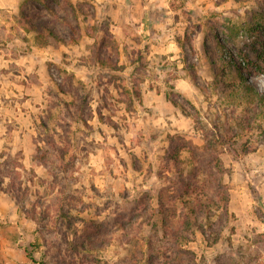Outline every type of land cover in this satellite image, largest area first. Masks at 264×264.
I'll use <instances>...</instances> for the list:
<instances>
[{"label": "rangeland", "instance_id": "obj_1", "mask_svg": "<svg viewBox=\"0 0 264 264\" xmlns=\"http://www.w3.org/2000/svg\"><path fill=\"white\" fill-rule=\"evenodd\" d=\"M255 91L264 0H0V264L153 259L219 161L196 264L264 234Z\"/></svg>", "mask_w": 264, "mask_h": 264}, {"label": "trees", "instance_id": "obj_2", "mask_svg": "<svg viewBox=\"0 0 264 264\" xmlns=\"http://www.w3.org/2000/svg\"><path fill=\"white\" fill-rule=\"evenodd\" d=\"M246 85L249 89H253L247 83ZM253 94V98L264 108V94H260L257 91L253 92ZM223 174L224 171L219 161V163L215 164L213 171L208 174L203 173L198 181L196 177L190 178L191 181H194L193 183L186 184L184 180L181 181L182 184L187 186L181 192L188 198V210L185 215L178 219L176 225L168 227V234L163 235L164 238L168 236V251L161 253L160 250H156V256L153 259H145L143 263L138 264H144L146 261L147 264H196L194 251L187 247V244L193 240L191 236L194 232L200 233L203 238L206 237L208 242L211 243H216L219 238H222L220 232H212L215 224L220 226L222 216L218 214L215 222L210 220L208 213L209 209H212L211 202H214V199L223 203L221 206L222 213H228V191L223 183ZM209 188H212V190ZM249 189L254 197L260 201L259 191L250 183ZM209 192H212L214 199L209 198ZM205 233L209 234L206 235ZM224 242L226 249L218 250L210 261L207 259L205 264H264V261L259 259L264 254V251H259V249L264 250L263 233L256 235V238L245 244L234 246L230 238L225 239ZM24 252L29 260L36 262L33 252L28 246L24 248ZM202 257L205 258L203 253ZM37 262L42 263V261Z\"/></svg>", "mask_w": 264, "mask_h": 264}]
</instances>
